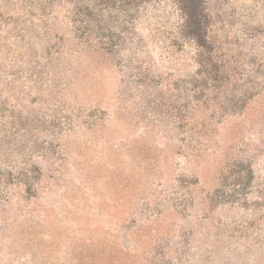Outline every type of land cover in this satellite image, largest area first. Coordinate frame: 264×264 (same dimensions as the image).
<instances>
[{"label":"rangeland","instance_id":"rangeland-1","mask_svg":"<svg viewBox=\"0 0 264 264\" xmlns=\"http://www.w3.org/2000/svg\"><path fill=\"white\" fill-rule=\"evenodd\" d=\"M0 264H264V0H0Z\"/></svg>","mask_w":264,"mask_h":264}]
</instances>
